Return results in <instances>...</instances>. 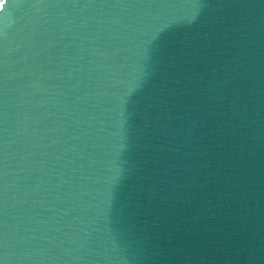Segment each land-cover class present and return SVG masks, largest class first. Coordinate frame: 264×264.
Masks as SVG:
<instances>
[{
    "label": "water",
    "instance_id": "1",
    "mask_svg": "<svg viewBox=\"0 0 264 264\" xmlns=\"http://www.w3.org/2000/svg\"><path fill=\"white\" fill-rule=\"evenodd\" d=\"M0 264H264V0H0Z\"/></svg>",
    "mask_w": 264,
    "mask_h": 264
}]
</instances>
